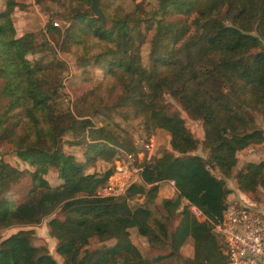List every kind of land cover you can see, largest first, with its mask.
Returning <instances> with one entry per match:
<instances>
[{
  "label": "trees",
  "instance_id": "16d2710c",
  "mask_svg": "<svg viewBox=\"0 0 264 264\" xmlns=\"http://www.w3.org/2000/svg\"><path fill=\"white\" fill-rule=\"evenodd\" d=\"M51 1L61 2L68 24L56 27L47 21L48 38L76 57L90 84L86 96L93 92L101 97L92 114L100 123L58 111L59 84L45 77L46 63L28 58L40 47L36 33L18 36L12 13L19 1L2 0L0 140L33 169L0 160V230L36 225L59 211L61 216L51 217L47 227L63 264H157L165 259L169 264H226L211 222L221 218L227 203L224 178L232 175L237 153L264 140L263 130L242 110L244 105L264 110V0H156L151 13L145 0H98L101 17L90 9L91 0ZM145 43L149 67L141 57ZM95 68L101 70L100 78ZM164 92L201 121L200 141L183 117L167 110ZM101 109L140 118L148 132L165 129L170 136V150L144 161L141 179L119 196L100 194L113 168L91 170L97 159L115 157L114 146L123 145L125 134ZM67 132L83 159L64 149ZM199 144L208 150L207 160L193 153ZM50 169L60 180L57 185L45 177ZM24 177L30 182L25 198L8 197L7 190ZM234 178L240 192L259 198L264 161L243 163ZM169 180L175 182L176 195L156 209L159 188ZM139 195L150 204L132 207L130 201ZM182 199L206 219L198 220L184 207L169 231L172 205L179 201L178 207ZM132 227L152 244L167 242L169 252L154 259L143 254L130 239ZM32 236V229H20L1 239L0 264H57L45 246L32 244ZM188 237L193 240L190 258L180 252ZM109 240L114 242L106 245Z\"/></svg>",
  "mask_w": 264,
  "mask_h": 264
},
{
  "label": "rangeland",
  "instance_id": "374dc122",
  "mask_svg": "<svg viewBox=\"0 0 264 264\" xmlns=\"http://www.w3.org/2000/svg\"><path fill=\"white\" fill-rule=\"evenodd\" d=\"M18 1L19 4L14 8L12 13L15 32L18 36L32 31L36 33V41L38 42V44H40V47L35 52L28 54V58L38 60L44 64L46 63L47 69L45 70V77L50 83L54 84V82H56L57 84H59L58 95L55 97L58 111L60 113L70 112L78 119L89 118L94 123H98L99 121L97 122V119L94 118L92 114L93 110L99 107L101 97L93 92L86 96L90 90V84L83 80L82 69L78 66L76 57L71 52H63L60 50V48L56 47L54 43L49 40L48 32H46L45 25L47 21H52L53 25L54 23H57L56 25H54L56 27H64L68 24L67 20L62 16L63 8L61 2L45 0L42 3L38 4L34 0ZM2 7L3 3L2 0H0V9ZM156 7V0H145V8L150 13L153 12ZM148 53L149 43H145L141 47L142 63L145 67L150 66ZM58 61H60L61 64L63 63V66H57L56 62ZM94 71L97 78H100L102 76L101 70L95 68ZM77 100H79V104L76 105ZM161 101L168 108L167 110L169 112H176L184 118L186 127L190 130L194 137L197 138L198 141H200L203 136L201 121L199 119H192L191 117H189L182 109L179 102L173 96L165 92L163 93ZM101 110L103 113L106 112L111 115L110 117L113 118L114 121H116L118 125L121 126L125 134L120 137V139H122L123 141V145L114 146L116 149L115 157H112V159H97L94 163L93 168L91 169L92 171L102 172L110 167L113 168L114 171V160L119 158V156L124 157L125 154L123 152L133 153L135 155V164L133 165L138 167L141 166L144 161L149 162L153 158L158 157L163 151L170 150V136L165 129H155L152 132H148L143 124L142 119L140 118L125 119L116 113L114 114L105 109ZM242 110L248 117L252 119V124L254 125V127L259 128L264 132V110L246 105L242 107ZM71 139V133L67 132L63 137L64 149L70 153H73L78 159H83L84 157L82 156L80 148L76 145L69 144V140ZM149 140H151L152 142V154L149 159H146L147 154L145 149L143 148V144L147 143ZM13 149L14 148L11 144H7L0 140V160L10 162L11 164L21 169H33L28 161L20 160L15 155ZM138 153L140 154V156H137ZM193 153L200 155L206 160L208 159V150L201 144L198 145ZM260 160L264 161V140L257 144H251L237 153V162L233 168L232 175L228 178H224L226 186L230 191L225 198L227 202L230 200L238 199L240 197V194L242 193L237 189L236 181L234 178V174L237 169L247 161ZM209 168L213 174H215L217 177H221V174L217 168L213 167L211 164H209ZM45 177L51 185H57L58 183H60V180L57 178V174L54 169H50ZM122 177L125 181V184L123 185V188L125 189L131 184L132 180L138 181L136 179H139L138 173L133 172L131 168H129V173L125 174ZM110 181L111 179L109 178L106 185L100 190V194L102 196H104L107 192L105 188H107V185L111 184ZM114 184L115 182L112 183L111 186L116 188L117 190L118 186H114ZM29 186V178L24 177V180H22L20 184L12 186L7 190L5 194L12 199L20 201L25 198ZM169 188H171V186H169ZM170 191V194L167 195L175 197V190L171 188ZM245 194L247 198L264 209V186L260 187L259 198L250 193ZM169 198L170 197L168 196H157L154 201V208L161 209L160 204L164 202V200H168ZM141 203L148 205L150 204L142 195L136 196L130 201V205L132 207H135L136 205ZM178 203L179 201L172 205L174 207V213L176 215L174 213H171L172 219L168 223L169 231H173L180 221V216H177V213L179 211H181L184 207L189 208L190 211V204L188 207L187 201L181 200L180 205L177 207ZM251 207L253 208V206ZM53 216L60 217L61 214L59 213V211H55L53 214L44 218L39 224L36 225H13L8 228L2 229L0 230V240L20 229H32V244L36 246H45L55 258L56 263L63 264L61 257L55 252L56 240L48 233L47 221ZM129 232L131 241L143 254H145L149 258L154 259L157 256L165 255L170 250L167 242L155 244L150 243L148 238L146 236L140 235L135 227L130 228ZM113 242L114 240H109L105 244L111 245ZM192 243L191 245L189 244L190 248L192 246ZM95 245V243H92V247ZM182 247L180 248V252L182 253V255H184V257L190 258L188 254L189 246H186L185 244ZM222 254L224 255V253ZM157 264H169V260L165 259Z\"/></svg>",
  "mask_w": 264,
  "mask_h": 264
},
{
  "label": "built area",
  "instance_id": "2783aa9c",
  "mask_svg": "<svg viewBox=\"0 0 264 264\" xmlns=\"http://www.w3.org/2000/svg\"><path fill=\"white\" fill-rule=\"evenodd\" d=\"M143 148L147 154L146 159H149L152 154L151 140L143 144ZM123 153L124 157L119 156L114 160V171L110 176L111 184L115 182L114 186L118 188L116 190L111 184L107 185L104 196H119L124 191L125 181L122 176L129 173V168L138 173L139 179L136 180L141 179L142 165L138 167L133 165L135 164L133 153ZM169 183L175 186L173 180H169ZM190 212L200 221L206 219L201 210L194 205H190ZM211 224L221 241L220 249L225 255L226 264H264V212L236 201H228L222 210L221 218Z\"/></svg>",
  "mask_w": 264,
  "mask_h": 264
},
{
  "label": "crops",
  "instance_id": "0c3cea01",
  "mask_svg": "<svg viewBox=\"0 0 264 264\" xmlns=\"http://www.w3.org/2000/svg\"><path fill=\"white\" fill-rule=\"evenodd\" d=\"M169 186H171V188L173 189V190H175L176 191V189H175V187L174 186H172L170 183H169V181L168 182H164L162 185H161V187L159 188V191H158V197H159V195H161V196H168V197H171V196H169V195H167V194H170V190H171V188H169ZM170 191V192H169ZM173 196V195H172ZM183 200V199H182ZM186 201V200H185ZM230 201H236V202H238V203H241V204H243V205H246V206H253L254 207V209H256V210H259V211H262V212H264V209L262 208V207H259L255 202H253L252 200H250L249 198H247V196H246V194L244 193H241L240 194V197L238 198V199H236V200H230ZM192 240V238H187L186 239V241L184 242V244L183 245H185L186 244V246H189V248H188V250H189V257H191L192 255H193V240ZM191 243H192V246H191V248H190V245H191ZM190 244V245H189ZM182 245V246H183ZM183 248V247H182Z\"/></svg>",
  "mask_w": 264,
  "mask_h": 264
},
{
  "label": "water",
  "instance_id": "95a60500",
  "mask_svg": "<svg viewBox=\"0 0 264 264\" xmlns=\"http://www.w3.org/2000/svg\"><path fill=\"white\" fill-rule=\"evenodd\" d=\"M90 9L97 15V16H102L101 9L98 6V0H91V5Z\"/></svg>",
  "mask_w": 264,
  "mask_h": 264
}]
</instances>
